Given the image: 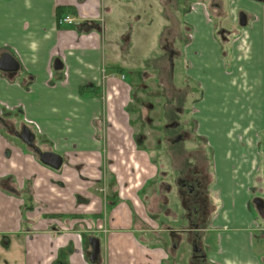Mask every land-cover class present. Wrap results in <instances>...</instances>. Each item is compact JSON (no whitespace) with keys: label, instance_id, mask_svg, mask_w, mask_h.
<instances>
[{"label":"crops","instance_id":"0c3cea01","mask_svg":"<svg viewBox=\"0 0 264 264\" xmlns=\"http://www.w3.org/2000/svg\"><path fill=\"white\" fill-rule=\"evenodd\" d=\"M235 3L256 15L247 27L249 47L244 52L232 42L229 49L221 50L222 55L212 32L202 31V18H187L196 26L187 50L189 70L205 85L201 106L212 108L201 113L212 119L207 135L220 175L221 195L212 213L217 219L205 230L212 240L202 243L209 264H264L245 230L250 221L241 223L243 196L235 190L236 177L241 175L238 182L244 180L241 173L247 156L243 157L242 147L226 146L229 136H236L234 142L244 140L241 126L234 123L227 131L222 122L239 116L235 104L240 102H244L241 117L252 118L260 108L251 93H257V88L262 118L264 1ZM58 6H71L75 12L61 14H75L77 23L97 20L98 14L105 23L110 11L103 0H0V56L9 54L18 63L12 78L0 71V105L9 112L21 109L19 121L36 131L38 147L62 157L60 168H53L0 128V180L6 189L21 191L27 186L33 203L24 208L25 195L0 186V264H189L180 255V239L167 255L168 242L162 237L166 229L146 226L121 198L115 196L113 203L112 193L106 192L105 155L96 121L101 118V93L108 91V80L116 78V86L125 84L107 73L112 68L105 67V24L103 34L78 32V25H59ZM117 27L122 30V23ZM87 83L98 89L80 94L79 87ZM237 91L243 92L242 97L235 96ZM258 131L245 153L254 159ZM176 226L170 224L169 231L184 232L187 227L179 222ZM91 238H97L100 247L92 262Z\"/></svg>","mask_w":264,"mask_h":264},{"label":"rangeland","instance_id":"374dc122","mask_svg":"<svg viewBox=\"0 0 264 264\" xmlns=\"http://www.w3.org/2000/svg\"><path fill=\"white\" fill-rule=\"evenodd\" d=\"M103 1L108 5L110 11L105 14V23L104 19L100 22L97 21L96 31L103 34L104 26L102 24H105V67L108 69L111 65L119 66L121 69L123 68V74H125V78H121V71L109 68L110 70L107 73H112V75H110L111 77L118 76V80L125 85L116 86V78H114V80H108V91H104V94L103 92L101 93V95H103V106L101 111L102 127L100 130V138L102 140V147L104 148L105 155L106 192L112 193V196H116V198H121L128 205L133 216L136 217L139 215L141 222L146 226H151V228L155 229H163L172 224L174 228H177V223L172 221L171 217L163 218L157 214L154 215L150 202L152 196L158 192L157 188H159V196L163 195L168 198L167 206H172L171 208H176L177 211H180L179 202L175 193H166L162 188V184L166 183L174 187L171 178L175 175V172H171L172 169H170L168 165L167 151L169 149L168 144L170 139L168 138V130L163 127V124L167 120L162 118L153 119L151 117L152 120L149 123H145V118H142V124H140L136 114L138 106L134 103L133 98H131V91L134 85L142 84L141 82L143 79L144 84L142 86H145L144 89L151 93L150 98L153 95L151 101L155 104V108H153L152 114L157 113L160 107H163L164 103L169 101L170 96H162V93H159L155 85L156 82L153 81L156 77L154 74H159L163 81L169 78V68L167 67L166 60L167 52L163 48L164 43L169 42L170 46L178 52V59L175 61L173 72L175 84L176 87L180 86L181 88H177L182 89L185 93V96L183 93L179 96V104L183 103L187 108L184 113H178L177 118L182 120L184 117H187L186 120L189 121L188 129L190 137L182 140L181 144L193 147L196 144L197 136H201L202 138H200L203 142L204 140L206 141V139L208 140V124H211L212 119L203 118L201 112L203 109L204 111H210L212 108H203L201 106L203 102L201 98L205 96V85L193 78L191 74L192 71H190L191 69L189 70L191 62H189L188 65V59L190 61L191 59L188 57L187 50L192 39L187 38L188 33L185 34V31L191 30V33H196V26L188 22L187 18L192 19L195 18V16L201 17L203 21L202 31L206 34H210L212 24L207 22L205 12L203 15L199 13L203 4L198 0ZM230 2H236V0H230ZM234 7L235 6H233V8ZM181 20L190 24L191 28ZM175 22H177V24L174 25ZM120 23H122L123 33L122 30L117 27V24ZM248 26L237 28L234 34L235 37L231 36V38L225 41L214 37L223 49H229L232 42H235L232 46L236 48L241 47L243 48L241 52H244V49L249 47L247 44ZM174 27L179 31H176V34L174 32ZM102 37L103 36H101V38ZM173 38H176L174 42L172 41ZM221 54L223 55L222 52ZM153 75L155 77H153ZM145 79H147V81ZM104 85L106 86L107 82H105ZM242 93L243 92L237 91L235 96L242 97ZM251 93L255 99V106H260L259 111L257 109V111L252 114V118L244 121L240 112L244 102H240L235 104V107H237L236 109L239 111L238 117L222 119L224 128L227 131L234 127V123L239 122L241 126L240 130L244 138V140H236V142H234L236 136H229L231 137L230 139H228L229 137L224 138L225 141L228 139L226 141L227 147H230V145L236 148L242 147L243 157L247 156L245 161V172L241 173L244 177V181L238 186L239 191L237 187H235V190L237 189V192H240L241 196H243L241 200L242 203L247 199V187L250 182V176L255 169L254 157L248 156L245 153H247L249 148H252L256 137V131L259 130L262 125V102H260L261 96L259 94V89L257 88V93L256 90H252ZM147 97L149 96L147 95ZM10 120H14L13 122H16V125L18 124V118H12ZM160 127L162 128L161 130ZM133 133L141 134V138L143 137L142 141L139 143L140 146H136ZM224 136H227V133H224ZM15 140L17 141V139ZM198 142L200 143L199 140ZM260 149H262V147H260ZM225 160L228 162V157H226ZM232 163L238 165L236 161ZM214 169L215 186H219L218 180L220 175L218 177V167L215 161ZM165 175L166 177H164ZM239 178H241V175L236 177V185H238ZM218 194L221 195V190L219 188L213 191L211 195L217 196ZM112 200H114V198H112ZM217 204L218 203H215L212 209L215 208ZM237 204H240V202ZM241 211H243V209H241ZM174 217L179 218L182 216L178 215ZM179 222L184 221L182 220ZM215 232H213L212 235H214ZM162 237L167 240L169 245L171 240L165 231ZM180 240L182 242V254L180 252V255H183L181 256L182 260L185 259L189 261L187 258L190 250L189 242H186V236L184 234L181 235ZM169 250L170 247L167 246V255Z\"/></svg>","mask_w":264,"mask_h":264},{"label":"flooded vegetation","instance_id":"af4514ba","mask_svg":"<svg viewBox=\"0 0 264 264\" xmlns=\"http://www.w3.org/2000/svg\"><path fill=\"white\" fill-rule=\"evenodd\" d=\"M198 1L204 6L201 7L199 13L202 15L204 12L206 13L207 22L212 24L211 32L213 36L219 40L225 41L228 38H231V36H234L237 28H244L256 19V15L254 13L247 10L243 6H238L235 2L231 3L230 0ZM251 1L260 2L264 0ZM233 6L235 7L233 8ZM97 16H99V14ZM93 21L96 24L97 20L94 19ZM181 21L185 22L184 20ZM243 21L246 22L245 25H242ZM185 23L191 28L190 24L187 22ZM185 34H187V38L192 39V42L195 34L191 33V30L185 31ZM175 39L176 38H173L172 41L174 42ZM163 48L167 52L166 60L167 67L169 68V78L163 81L159 74H154L156 77L153 75V77H155L153 81L156 82L155 85L159 90V93H162V96H170L169 101H166L163 107H160V110L155 113L156 115L152 114L153 108H155V104L151 101L153 95L150 98L151 93L144 89L145 86H142L144 84L143 79L141 82L142 84L134 85L131 91V98H133L134 103L138 106L136 114L140 124H142V118H145V123H149L152 120L151 117L153 119L162 118L167 120L163 124V127L168 130V138L170 139L168 144L169 149L167 151L169 161L168 165L170 169H172L171 172H175V175L171 178L174 187H172L169 183H166L162 184V188L166 193H175L179 202L180 211H177L176 208H171L172 206H167L168 198L163 195L159 196V188H157L158 192L155 193L150 200L151 207L154 215L157 214L163 218L171 217L172 221L176 223L183 220L184 222L179 223L183 226H187L184 232L179 233L169 231V227L163 228L166 229V233L169 235V239L171 240L168 245L170 250H172V247L175 245L174 241L181 239V235L184 234L186 236V242H189L190 246V250L187 255L189 264H209L206 243L211 241L212 237L209 235V232L206 233L205 230H208L207 227L210 223H213V219H217V215L213 216L212 214L215 209H212V207L215 206V203H217L216 198L220 196L219 194L217 196L211 195L213 194V191L220 187L215 186L216 184L214 181V151L213 147L209 143V140L206 139V141L204 140L203 142L201 140V136H197V141L195 142L196 144L193 147L181 144L182 140L190 137V132L188 129L189 121L186 120L187 117H184L182 120L177 118L178 113H184L187 109L183 103L179 104V96L182 93L185 96V93L182 89H178L181 88L180 86H177L178 88L176 87L175 78L173 77L175 61L178 59V52L170 46L169 42H165ZM221 49L223 50L222 46H220V50ZM8 65V67H10V64ZM0 71L12 78L17 73L18 68L16 70L7 69ZM123 75L125 78V74ZM145 80L147 81V79ZM103 87L105 88V85L102 86V89ZM147 95L149 97H147ZM100 116L102 118L101 113ZM11 117L18 118L17 125L16 122H13L14 120H10L12 119ZM21 117V109L9 112L4 106L0 105V122L4 129L7 130V134L12 136V138L17 139L18 143L22 146L30 147L39 156V151L45 152L46 150H41L38 147L39 140L36 131L25 122H20L19 120ZM101 118L99 121L95 120L100 125V128L96 125L97 132H100L102 127ZM261 124L262 125L257 133L259 135H257L255 144V151L256 153L258 152L256 156L257 158L255 157V169L250 176V182L247 187V199L243 202L244 210L241 216V223L245 226L246 219L250 221L249 225L246 226L247 229L245 230L249 231L252 247L256 250V254H258L261 260L264 261V95ZM24 127H27L35 136L32 144H27L21 138L23 129H25ZM161 129L162 128L160 127V130ZM135 136H137V138H135ZM142 138L141 134L135 133L133 135L135 143L137 142L136 146H140L139 143L142 141ZM35 147H37L39 151L36 150ZM260 147H262V149H260ZM164 177H166V175ZM241 182H238V185H236L237 189ZM104 188L106 187L104 186ZM178 215H181L182 217H174ZM203 240H205L206 243H202Z\"/></svg>","mask_w":264,"mask_h":264},{"label":"water","instance_id":"95a60500","mask_svg":"<svg viewBox=\"0 0 264 264\" xmlns=\"http://www.w3.org/2000/svg\"><path fill=\"white\" fill-rule=\"evenodd\" d=\"M246 22H242V25H245ZM58 63V61H56ZM10 64V67H8ZM57 68L60 67V64L58 63L56 65ZM18 68V63L9 55V54H2L0 56V70H16ZM23 134L21 135V138L24 142L27 144H32V141L34 140V134L30 132V130L27 127H24ZM36 150L39 151L37 147H35ZM39 158L41 162L53 167V168H59L62 163V158L58 154H55L53 152L45 151L41 152L39 151ZM90 245L92 246V252L90 254V261H94L97 258V255L100 251L99 247V241L97 238H91L89 240Z\"/></svg>","mask_w":264,"mask_h":264},{"label":"trees","instance_id":"16d2710c","mask_svg":"<svg viewBox=\"0 0 264 264\" xmlns=\"http://www.w3.org/2000/svg\"><path fill=\"white\" fill-rule=\"evenodd\" d=\"M64 10L71 11L72 13L75 12V10L71 6H58L57 9H56V16L59 18L61 13ZM96 28H97V26H96L95 23L90 22V21H85V22H81L77 26V31L78 32H89V31H92V30H96ZM111 68L119 70V71H121L120 73L123 74V68L121 69L119 66H112V65H111ZM96 89H98V88H96V86L94 84L87 83V84L82 85V86L79 87V93L82 94V95L91 94V93H94L96 91ZM0 128L4 129L3 125L1 124V122H0ZM135 138H137V136H135ZM0 186L2 188L6 189L5 185H4V180L3 181L0 180ZM6 190H8L11 193H17V194H20V195H25V198H24L25 199V203L23 205L24 208L27 209V208H29V207H31L33 205L32 198H31V191L28 189L27 186L24 189H22L21 191L20 190H16L15 187H8ZM113 198L115 199L114 196H113ZM115 201L116 200H113V203H115Z\"/></svg>","mask_w":264,"mask_h":264},{"label":"built area","instance_id":"2783aa9c","mask_svg":"<svg viewBox=\"0 0 264 264\" xmlns=\"http://www.w3.org/2000/svg\"><path fill=\"white\" fill-rule=\"evenodd\" d=\"M75 14H72V13H64V14H61L60 15V17L58 18V20H57V23L59 24V25H65V24H68V25H72V26H74V25H79L80 24V22L79 23H77L76 22V17L74 16ZM97 21L98 22H100V21H103V17H102V15H100V16H97ZM94 20V19H93ZM92 19H85V20H83V21H81V22H85V21H90V22H93L94 23V21H93ZM97 23V22H96ZM121 78H124V75L123 74H121Z\"/></svg>","mask_w":264,"mask_h":264}]
</instances>
